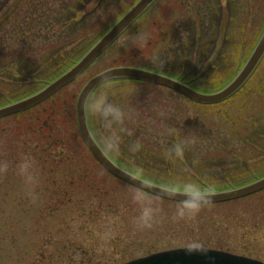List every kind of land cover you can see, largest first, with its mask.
Returning a JSON list of instances; mask_svg holds the SVG:
<instances>
[{
  "label": "rangeland",
  "instance_id": "1",
  "mask_svg": "<svg viewBox=\"0 0 264 264\" xmlns=\"http://www.w3.org/2000/svg\"><path fill=\"white\" fill-rule=\"evenodd\" d=\"M5 1L0 14L13 2ZM100 1L82 21L90 30L75 50L42 64L41 45L37 52L30 45L25 68L10 73L18 71V79L0 72V106L42 90L71 68L139 0ZM223 1L158 0L80 78L39 106L0 120V264H124L183 248L264 263V192L209 205L153 197L103 168L76 117L85 85L117 67L156 70L204 94L226 86L263 33L264 0H229L230 12L225 0L222 18ZM12 26L0 31V58L9 57L0 59L4 66L15 57ZM62 61L55 70L52 64ZM259 111L264 61L248 85L219 106H200L153 84L110 81L91 95L87 119L100 145L131 173L165 188L207 193L264 176ZM39 122L46 128H37Z\"/></svg>",
  "mask_w": 264,
  "mask_h": 264
},
{
  "label": "water",
  "instance_id": "2",
  "mask_svg": "<svg viewBox=\"0 0 264 264\" xmlns=\"http://www.w3.org/2000/svg\"><path fill=\"white\" fill-rule=\"evenodd\" d=\"M157 0H140L74 65L38 93L0 108V120L29 111L82 76L127 30L133 26ZM264 59V33L234 80L214 94L200 93L176 79L135 68H115L92 80L82 89L76 104V117L80 135L95 159L117 179L149 195L171 202L208 205L243 199L264 191V177L240 188L215 193H191L171 190L145 181L119 167L101 148L88 125L87 104L91 95L102 85L114 80H135L174 91L201 105L222 103L236 95L252 78ZM128 264H263L245 257L204 249H181L155 254Z\"/></svg>",
  "mask_w": 264,
  "mask_h": 264
},
{
  "label": "trees",
  "instance_id": "3",
  "mask_svg": "<svg viewBox=\"0 0 264 264\" xmlns=\"http://www.w3.org/2000/svg\"><path fill=\"white\" fill-rule=\"evenodd\" d=\"M99 1L94 0L92 3V0H13L8 5V8L0 14V31L8 25H13V29L7 28V31L10 34L8 40L10 43H15L16 45L11 52V55L15 57L10 64L4 66L1 63L5 62L4 59L8 60L9 57L1 56L0 72L18 79V71H15L13 74L10 73L14 69L22 70L25 68L23 65L25 62L24 58L27 56V47L30 45L36 46V52L38 46L41 45L42 52L44 53L42 64H46L49 61L52 62L54 59L52 57L58 54L67 55L69 52L75 50L76 44L87 37L88 34L85 31L89 32L90 30V26L82 21H88V10L92 8V5L98 4ZM7 2L9 3V0L5 1V3ZM233 2H237V0H233ZM14 17L22 21L20 23L15 21L14 23L12 20ZM75 25L79 26V28L75 29ZM54 38L59 40H53ZM4 41L8 43L6 39ZM3 43L2 41L1 44ZM23 49H25L24 52ZM52 65L55 67V70L65 66L64 61L59 63V65L55 63ZM67 68L65 67L64 70ZM258 113L264 114L262 111ZM36 126L37 128H46V123L39 122ZM259 135L264 139V133H259ZM51 148L58 151V148L54 146ZM176 149L178 155H180V161H182L179 148ZM118 164L126 168L121 163L118 162ZM227 251H229V248Z\"/></svg>",
  "mask_w": 264,
  "mask_h": 264
},
{
  "label": "flooded vegetation",
  "instance_id": "4",
  "mask_svg": "<svg viewBox=\"0 0 264 264\" xmlns=\"http://www.w3.org/2000/svg\"><path fill=\"white\" fill-rule=\"evenodd\" d=\"M231 1V0H230ZM225 0L221 3V13H222V18H223V16H224V12H225ZM226 2H227V0H226ZM223 3H224V6H223ZM232 3H233V1H232ZM232 3L230 4V2H229V0H228V8H227V10L230 12V6H232Z\"/></svg>",
  "mask_w": 264,
  "mask_h": 264
}]
</instances>
